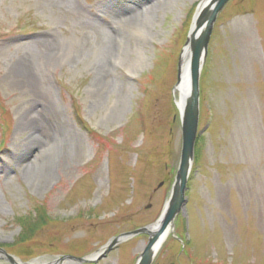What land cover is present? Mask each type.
I'll use <instances>...</instances> for the list:
<instances>
[{
	"label": "rangeland",
	"instance_id": "obj_1",
	"mask_svg": "<svg viewBox=\"0 0 264 264\" xmlns=\"http://www.w3.org/2000/svg\"><path fill=\"white\" fill-rule=\"evenodd\" d=\"M201 1L0 0V248L15 259L0 264L90 255L159 220L182 148L178 62ZM130 7L135 18L119 19ZM200 131L187 203L153 264H264V0H231L217 18ZM66 135L78 148L58 166ZM42 211L48 223L21 239ZM147 240L86 264H136Z\"/></svg>",
	"mask_w": 264,
	"mask_h": 264
},
{
	"label": "water",
	"instance_id": "obj_2",
	"mask_svg": "<svg viewBox=\"0 0 264 264\" xmlns=\"http://www.w3.org/2000/svg\"><path fill=\"white\" fill-rule=\"evenodd\" d=\"M229 1L230 0H202L200 2L193 15L188 37L179 57L177 85L179 84L181 78L183 51L185 48L190 49V94L183 107L179 108L182 130L180 162L170 190L169 198L161 217L158 220L160 221L159 229L156 232H153L150 229L158 222L157 221L154 224L143 226L112 237L100 249V251L96 253L83 257L66 254L61 257H57L56 260L46 264L97 263L99 260L105 258L108 253H110L122 242L143 233L148 235V240L143 251L138 256L136 264H153L159 250L162 247L161 246L159 250L155 251L154 247L156 243L161 239L168 228L173 229L174 220L181 213L184 205L187 203L186 191L195 159L196 141L198 135L202 132H199L201 72L208 55L214 25L219 14L223 11ZM162 186L163 182L158 185V187ZM0 253L15 262V259L3 248H0ZM34 263L35 261L32 264Z\"/></svg>",
	"mask_w": 264,
	"mask_h": 264
},
{
	"label": "bare ground",
	"instance_id": "obj_3",
	"mask_svg": "<svg viewBox=\"0 0 264 264\" xmlns=\"http://www.w3.org/2000/svg\"><path fill=\"white\" fill-rule=\"evenodd\" d=\"M133 9H134V7H130L126 11L127 13H131L130 15H128V16L126 15L125 16V12H124L123 13V16H122V14L121 15H118V18L121 19V17H122V18H124V20H126V18H127V21L134 19L135 18L134 16H136L137 14H136V12H133ZM184 46H185V44H184ZM190 56H191L190 55V49L189 48H185L184 51H183V55H182L181 78H180V82H179V84L177 85V88H176V92L179 94L178 99H177V106H178V108L183 107L185 101L187 100V98H188V96L190 94V74H189V72H190L189 71L190 70ZM31 67H32L31 66V63H26V64L22 65L21 67H19L18 72H19V74L22 73L26 78H28L29 80L32 81V79L34 77H33V73L31 72V69H32ZM104 71H105V69L103 70V72ZM104 81L105 80H104V76H103V73H102L101 77H99V82L100 83H103ZM56 134H58V133H56ZM60 145H61L60 151L57 152L58 154H56V155L59 156L58 166L59 165H62V163L66 159L70 158V156L77 150V148H78V141H77V138L75 136H73V135H66V136H64V139H63V141L61 142ZM30 146L31 147L34 146L35 148L36 147H39L38 146V143H37V138H33L32 140L28 141L27 147L29 148ZM49 163L50 162L46 161L45 164H44V166H42L43 167V176L45 175L46 177H49L52 174V171H53L54 167L57 166V164L53 163L52 168H50V164ZM186 198H187V196H186ZM185 205H184V207H185ZM159 226H160V221H158L156 224H154L150 229H151V231L156 232L159 229ZM172 230H173L172 228H168L166 230L165 234L156 243V245L154 247V250L155 251H157V250L160 249V247L163 245V243L165 242V240L169 237V235H170V233H171Z\"/></svg>",
	"mask_w": 264,
	"mask_h": 264
},
{
	"label": "trees",
	"instance_id": "obj_4",
	"mask_svg": "<svg viewBox=\"0 0 264 264\" xmlns=\"http://www.w3.org/2000/svg\"><path fill=\"white\" fill-rule=\"evenodd\" d=\"M40 209V208H39ZM42 210H44L42 208ZM46 213L44 211L39 212V215L35 217L33 220L23 223L24 229L23 234L21 236V239H27L34 235L39 229H41L44 225L48 223L49 220H47V217L45 215ZM28 223L27 225H25Z\"/></svg>",
	"mask_w": 264,
	"mask_h": 264
},
{
	"label": "flooded vegetation",
	"instance_id": "obj_5",
	"mask_svg": "<svg viewBox=\"0 0 264 264\" xmlns=\"http://www.w3.org/2000/svg\"><path fill=\"white\" fill-rule=\"evenodd\" d=\"M170 264H175V263L172 262V263H170Z\"/></svg>",
	"mask_w": 264,
	"mask_h": 264
}]
</instances>
